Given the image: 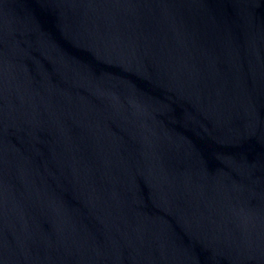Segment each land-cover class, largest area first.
Here are the masks:
<instances>
[{
  "label": "water",
  "instance_id": "1",
  "mask_svg": "<svg viewBox=\"0 0 264 264\" xmlns=\"http://www.w3.org/2000/svg\"><path fill=\"white\" fill-rule=\"evenodd\" d=\"M0 264H264V0H0Z\"/></svg>",
  "mask_w": 264,
  "mask_h": 264
}]
</instances>
